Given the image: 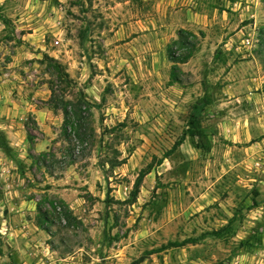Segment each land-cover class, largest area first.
<instances>
[{"label": "rangeland", "instance_id": "374dc122", "mask_svg": "<svg viewBox=\"0 0 264 264\" xmlns=\"http://www.w3.org/2000/svg\"><path fill=\"white\" fill-rule=\"evenodd\" d=\"M0 15V264H264V0ZM79 93L81 141L62 114ZM192 115L208 151L174 147Z\"/></svg>", "mask_w": 264, "mask_h": 264}, {"label": "trees", "instance_id": "16d2710c", "mask_svg": "<svg viewBox=\"0 0 264 264\" xmlns=\"http://www.w3.org/2000/svg\"><path fill=\"white\" fill-rule=\"evenodd\" d=\"M0 22H2L4 25L9 24V21L4 16L1 15H0ZM261 40H262V46L264 47V31H262L261 33ZM45 59L48 58L45 57ZM48 61L53 64L52 67L56 72L57 79L69 84L67 74L63 72L60 65L52 59H48ZM53 96H54V88L51 87V100H50L51 103L53 102ZM83 108H85V112H89L90 108H94V107L86 102V98L82 93H79L77 103L73 104L70 107H67L65 105V107L62 109L65 129L68 125H71V128H73L72 130L73 134H75L77 138L76 140L79 141H81L82 138L86 136L85 129L83 126H81L82 118L80 115L83 113L82 112ZM186 137L190 139L193 148L202 151L209 150V148L205 144V141L207 139L204 133L201 131L200 124L194 115L191 116V120L188 122L186 131L183 133L182 137L179 138V140L174 144V147L180 146ZM142 177L143 176L140 175L137 178L136 182L134 183L133 190L129 196L130 198L129 202H131V204L135 202L139 194V189L142 184ZM147 256L148 255H143L138 259H136L135 261H133L131 264H142L147 259Z\"/></svg>", "mask_w": 264, "mask_h": 264}, {"label": "crops", "instance_id": "0c3cea01", "mask_svg": "<svg viewBox=\"0 0 264 264\" xmlns=\"http://www.w3.org/2000/svg\"><path fill=\"white\" fill-rule=\"evenodd\" d=\"M0 79H2V77H0ZM21 109H24L22 106H20ZM26 110V109H25ZM16 111H19L17 106H14L12 109H9V113H15ZM38 111H36L37 113Z\"/></svg>", "mask_w": 264, "mask_h": 264}]
</instances>
